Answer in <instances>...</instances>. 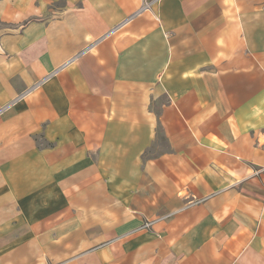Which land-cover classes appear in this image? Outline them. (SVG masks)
I'll use <instances>...</instances> for the list:
<instances>
[{
    "label": "crops",
    "instance_id": "0c3cea01",
    "mask_svg": "<svg viewBox=\"0 0 264 264\" xmlns=\"http://www.w3.org/2000/svg\"><path fill=\"white\" fill-rule=\"evenodd\" d=\"M35 1L0 0V264H264V0Z\"/></svg>",
    "mask_w": 264,
    "mask_h": 264
},
{
    "label": "built area",
    "instance_id": "2783aa9c",
    "mask_svg": "<svg viewBox=\"0 0 264 264\" xmlns=\"http://www.w3.org/2000/svg\"><path fill=\"white\" fill-rule=\"evenodd\" d=\"M160 0H142L141 1V5L140 8L130 17H134L136 15L142 14L146 11H150L152 10V7L154 4H156L157 2H159ZM264 172V167L263 168H259L257 170L254 171L253 175H259L260 173ZM151 225L150 222L145 223L142 227L143 228H147Z\"/></svg>",
    "mask_w": 264,
    "mask_h": 264
},
{
    "label": "rangeland",
    "instance_id": "374dc122",
    "mask_svg": "<svg viewBox=\"0 0 264 264\" xmlns=\"http://www.w3.org/2000/svg\"><path fill=\"white\" fill-rule=\"evenodd\" d=\"M47 1H48L47 5L54 11V12L53 11H50V14L52 16H55L56 15V11L58 9H62L64 6H66V4L69 3L70 0H47ZM35 2L37 4H39L40 3V0H37ZM1 26L2 25L0 24V27Z\"/></svg>",
    "mask_w": 264,
    "mask_h": 264
}]
</instances>
